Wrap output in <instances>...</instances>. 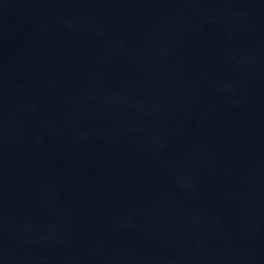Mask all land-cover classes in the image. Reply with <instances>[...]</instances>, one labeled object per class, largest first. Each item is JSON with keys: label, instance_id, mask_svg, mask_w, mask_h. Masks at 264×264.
<instances>
[{"label": "water", "instance_id": "95a60500", "mask_svg": "<svg viewBox=\"0 0 264 264\" xmlns=\"http://www.w3.org/2000/svg\"><path fill=\"white\" fill-rule=\"evenodd\" d=\"M0 264H264V0H0Z\"/></svg>", "mask_w": 264, "mask_h": 264}]
</instances>
